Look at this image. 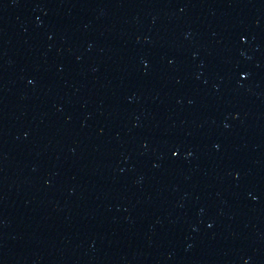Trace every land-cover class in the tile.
I'll use <instances>...</instances> for the list:
<instances>
[{
    "label": "water",
    "instance_id": "water-1",
    "mask_svg": "<svg viewBox=\"0 0 264 264\" xmlns=\"http://www.w3.org/2000/svg\"><path fill=\"white\" fill-rule=\"evenodd\" d=\"M0 264H264V0H0Z\"/></svg>",
    "mask_w": 264,
    "mask_h": 264
}]
</instances>
